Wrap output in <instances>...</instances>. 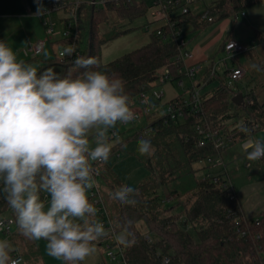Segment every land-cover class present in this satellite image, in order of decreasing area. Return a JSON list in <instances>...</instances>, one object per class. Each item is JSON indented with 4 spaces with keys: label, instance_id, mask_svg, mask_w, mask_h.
Wrapping results in <instances>:
<instances>
[{
    "label": "trees",
    "instance_id": "16d2710c",
    "mask_svg": "<svg viewBox=\"0 0 264 264\" xmlns=\"http://www.w3.org/2000/svg\"><path fill=\"white\" fill-rule=\"evenodd\" d=\"M82 1L77 39L82 58H94L97 70L121 79L131 107L141 90L155 86L165 69L171 72L170 82L184 81L185 77L179 74V51L172 37L174 32L179 31L186 37L188 33L184 28L188 25L191 34H198L225 19L236 23L243 12L264 0H215L209 8L214 18L212 22L202 20V15L195 12L176 17L173 28L166 25L160 28L162 36L158 31L154 32L147 45L108 64L101 61V48L131 29L105 37L100 34V25L109 21L111 13L133 22L146 16L150 6L147 3L93 6L90 0ZM70 42L58 41L57 44L65 46ZM76 60L61 61L54 56L45 61L40 70L52 67L61 75L71 71L75 76L78 74L74 67ZM210 69L206 79L208 84L217 78V75L211 76ZM234 94L238 93L219 86L209 96L202 95L201 113L186 109L183 119L169 124L158 117L133 136L135 140H150L153 147L151 156L140 159L149 176L145 182L133 187L137 190L135 205L121 204L110 198L109 193L127 184L106 162L102 165V190L103 194L108 190L104 199L113 226L107 237L116 239L117 235L126 234L128 242L120 244L125 264H164L166 258L170 259L169 264H264V212L256 219H248L229 181L220 176L199 178V169L195 166L222 153L212 143L199 147L200 137L195 130L199 121L206 119L212 128L221 130L230 139L229 146L264 131V103L253 94H244V98L253 100V104L238 106L232 101ZM239 118L243 119L240 125L236 123ZM231 121L234 124L230 129L227 124ZM242 127L248 132L241 131ZM116 151H113L114 155ZM253 174H264V158L254 162ZM169 186L172 189L167 193L161 192ZM2 187L0 184V189ZM7 214L15 220L5 194L0 191V218ZM140 222L145 224L146 234L138 228ZM13 235L14 232L10 238ZM15 254L10 252L11 258Z\"/></svg>",
    "mask_w": 264,
    "mask_h": 264
},
{
    "label": "clouds",
    "instance_id": "9594fccd",
    "mask_svg": "<svg viewBox=\"0 0 264 264\" xmlns=\"http://www.w3.org/2000/svg\"><path fill=\"white\" fill-rule=\"evenodd\" d=\"M35 2L42 15L41 0ZM96 65L94 58H77L75 76L52 67L38 70L0 41V191L21 234L46 241L48 255L64 264H81L109 235L88 197L96 187L94 163L109 159L117 125L136 119L123 81ZM244 147L249 161L264 158V140H249ZM138 152L151 156V141L140 139ZM136 194L128 185L109 193L128 205L137 203ZM116 240L128 242L126 234ZM11 251L0 239V264H15Z\"/></svg>",
    "mask_w": 264,
    "mask_h": 264
},
{
    "label": "rangeland",
    "instance_id": "374dc122",
    "mask_svg": "<svg viewBox=\"0 0 264 264\" xmlns=\"http://www.w3.org/2000/svg\"><path fill=\"white\" fill-rule=\"evenodd\" d=\"M205 1L210 3L213 0ZM155 14V10L151 9L146 16L130 22L126 19H120L116 14L111 13L109 15V21L101 24L99 27L100 34L102 36H113L118 32L129 29H131V31L126 34H122L118 38L103 45L101 48V61L108 64L123 55L132 52L133 50L147 45L150 42L152 34L166 24L164 20H160ZM59 16V14L55 15L53 20L57 21ZM214 26V28L223 27L221 34L217 35L215 37L216 39L212 41V49L209 51L212 53L217 50L214 60L216 64H219H217V71L221 80L215 81L214 86L217 87L220 85V82H223L236 93H249L250 90L255 89V86L257 87L259 82H264V1L250 7L246 11V17L240 16L236 23H232L231 20L225 19ZM207 33L208 32L206 31L201 33L199 36L198 34L187 35L186 39L190 43V49L192 48L193 50L194 47L197 46L202 47L203 43L209 39V35ZM196 36H198L197 39H195ZM56 39L57 38H53V42H55ZM228 39H234L238 43L249 47L254 45L255 48L256 46L259 51V56H252V50L249 53L239 54L233 59L227 58V55L223 53L222 50L220 51V48L225 42H227L226 40ZM61 49V46L57 43L48 47L51 57L58 56ZM193 54L194 53L192 52V55ZM225 58H227L226 63L223 62ZM234 62L235 64H242L249 71L250 76L248 80L239 82H231L228 80L225 74V67L228 66L231 68ZM252 65H256L257 68H252ZM198 81L199 79L197 78L195 83H198ZM191 84L192 81L188 78L184 79V88L175 82L173 85L175 90L174 92L176 94L184 93V91L187 92L189 87H191ZM168 89L169 87H164V90L166 91V98H169L170 96ZM201 93L203 95L202 88ZM263 98L264 94L259 97V100L262 101ZM162 114V110L156 111L152 115L153 117L144 116L137 120L133 125H117L116 130L118 131V136L112 140V152L106 163L113 168L115 173L128 186L137 187L145 182L149 176L148 171L140 161L143 156H141L138 152L139 140L133 139V136L148 126L154 119L162 116ZM242 122L243 119L239 118L236 123L240 125ZM233 124L234 122L231 121L228 122L227 125L231 129L233 128ZM253 139L264 140V131L259 132L255 137H253ZM124 145H127V147H124ZM116 150H119L121 154L120 157L113 154V151ZM213 160L214 163L203 161L195 165L196 168L199 169L197 177L203 178L206 176H220L225 180H228L234 187L247 218L256 219L261 212H264V174H253L255 161H249L246 158V151L243 147V143L236 142L232 144L227 149L223 150L220 155L213 157ZM247 162L252 164V168L246 167ZM98 184L101 189H103L104 183L101 178L98 180ZM170 189H172V186L166 187L161 192L165 191L167 193ZM106 191L107 192L104 193L105 196L108 193V190ZM88 197L90 200V191L88 192ZM95 219L101 223H106L108 221L107 216L98 211ZM16 227L17 224L14 227V230ZM138 228L143 234L147 233V228L143 222L138 223ZM104 238L105 237L96 242V253L86 258L83 263L125 264L120 256H117L115 261L111 260L107 256L108 246H111L112 251L117 254L121 243H119L116 239ZM0 239L8 241L10 236L0 234ZM13 241L21 247H18L21 254L25 252V264H64V261L48 255L46 248L47 242L44 240H30L23 236L19 231V234ZM30 252L33 253L31 254Z\"/></svg>",
    "mask_w": 264,
    "mask_h": 264
},
{
    "label": "built area",
    "instance_id": "2783aa9c",
    "mask_svg": "<svg viewBox=\"0 0 264 264\" xmlns=\"http://www.w3.org/2000/svg\"><path fill=\"white\" fill-rule=\"evenodd\" d=\"M197 0H90L89 3L93 6H104L106 4H114L116 6L129 5V4H140L147 3L150 6V10H155V15L160 20L166 22V26L173 28L175 22L173 21L176 17L184 16L190 12H194L193 7L196 4ZM83 3L82 0H52V3L48 9L43 13L45 16H51L53 14L60 16L57 21L52 20L49 17H46L44 25L46 28V36L43 39L38 40L34 44H31L28 48V52L32 57L36 59H41L44 55L45 48L53 38H57L58 41H67L70 42L68 45H60L61 50L58 54V57L61 61L74 60L77 58H82V54L79 51L77 45L79 27H78V12L79 7ZM210 5L205 7L201 12L197 14L202 15V20L212 22L213 17L210 15ZM196 13V12H195ZM241 16L246 17V12H243ZM158 35L162 36L163 32L158 29ZM176 45L178 47V58L177 63L179 64V74L183 75L185 78H188L192 81V86L189 90L188 98L184 100L174 99L166 104V108L163 111L162 118H164L165 124L177 122L184 118V113L186 109L191 110L192 112L201 113L202 112V93L201 85L195 83L196 79L199 77L202 71L200 65L188 66L186 61L189 60L192 56L189 51V42L181 32L176 31L172 34ZM56 40V41H57ZM56 43V42H55ZM54 44V43H53ZM234 45L231 47V45ZM71 49V53L67 50ZM254 49V45L249 47L244 44H240L235 40H228L223 46V51L227 55V58L233 59L239 54L249 53ZM227 58L223 60L224 63L227 62ZM170 70L165 69L163 73L158 78L155 86L153 87H144L136 103H134L130 108L134 111L136 119L125 125L119 124L121 126L133 125L137 120L142 117H153L154 112L158 111V107L163 102L164 92L162 87L170 82ZM211 76L217 75V66L214 65L210 69ZM247 71L241 67L236 66L231 69H227L226 76L231 82H239L246 77ZM180 85L183 86V81H180ZM221 87H228L225 83L220 84ZM237 94H234V96ZM253 104V100L245 98V105ZM195 130L198 133L199 147H204L209 143H212L216 149L225 150L230 145V139L225 137L221 130L214 129L210 123L203 119L195 125ZM249 140H254L253 138L245 140L243 147ZM245 149V147H244ZM250 150V149H249ZM117 157H120L121 154L118 151L115 152ZM208 163H214L213 157L207 159ZM104 163H94V168L97 170L95 174L96 187L89 190L90 191V202L96 207L98 212L104 213L108 221L103 223L107 231H113V226L109 218L107 211L104 194L101 187L98 184V180L101 178V167ZM247 167H251V163H247ZM46 197L42 195V199ZM16 226V221L13 217L0 218V234H5L11 236L14 232V227ZM107 256L115 261L117 256L123 258L122 249L119 245V252L117 254L112 251L111 246H108ZM12 260L15 261V264H22L23 257L19 254H15L12 257ZM170 259L166 258L164 264H169Z\"/></svg>",
    "mask_w": 264,
    "mask_h": 264
},
{
    "label": "crops",
    "instance_id": "0c3cea01",
    "mask_svg": "<svg viewBox=\"0 0 264 264\" xmlns=\"http://www.w3.org/2000/svg\"><path fill=\"white\" fill-rule=\"evenodd\" d=\"M212 2L207 3L205 0H197L196 4L193 7V10L194 12L199 13L205 7L211 5ZM41 3L43 5V8L46 10L50 7L52 0H41ZM46 17H49L53 20V18L55 17V14L51 16H45L43 14L37 15V4L35 0H0V41H4L9 47H11L13 51L17 54L18 59H21V60H24L25 62L33 64V66L37 67L38 70H40L41 66L45 63V61L53 58L49 54L48 47L52 46L53 43L58 42L57 39H56L57 41L55 42H53L52 40L50 44L46 46L44 55L41 59H36L32 57L31 54L28 52V48L31 44H34L35 42H37L40 39H43L46 36V28L44 25ZM214 25L208 26L207 28H205L204 30L198 33V36H199L201 33H204L206 31L208 32L207 34L209 35V39H207L206 42L203 43L202 47L204 48L197 46V47H194V49L192 50V48L190 49V43L188 46L191 54L192 52L194 54L191 56L189 60L186 61V65L188 66L200 65L202 67L201 74L198 77L199 79L198 85H201L200 88L203 89V96H206V95L209 96L215 89H217L220 85L216 87L214 86V83L217 80L219 81L221 80V78L218 75V71H217L216 80L210 84L206 83L208 70L214 65L216 66L219 65L218 63L217 65L214 60L217 50H215L212 53H210L209 51L210 49H212V41L216 39L215 37L217 35L221 34V32L223 31V27L214 28L215 27ZM184 30L185 32L188 33V35L191 34L190 33L191 28L189 25L186 26ZM198 36H196L195 39H197ZM224 44L220 48V51L222 50L223 53H224L223 51ZM252 54H253L252 56H255V57L259 56V51L256 46L253 49ZM236 66H241L247 71L246 77L241 81L248 80L250 76L249 71L240 63H237L236 65L233 64L231 68L236 67ZM225 68H226L225 69V74H226L227 69H231V68L228 66H226ZM174 83L169 82L162 87V90L164 92V97H163V102L160 104V107H158V111L162 110L163 112L164 109L166 108V104L174 99H177L180 97L188 98L189 90L191 87H189V90L187 92L184 91V93L176 94L173 88ZM177 83L179 84V86H181L180 82H177ZM183 85H184V81H183ZM164 87H169L168 89L169 95H170L169 98H166V91L164 90ZM181 87L184 88L185 85ZM247 94H253L254 96H256L259 102L264 103V98L262 101L259 100V97H261L264 94V82L262 83L259 82L257 84V87L255 86V89L250 90V92ZM246 167H247V164H246ZM244 215L246 216L245 212H244ZM6 217H10V215L7 214L3 218H6ZM18 234H19V229L17 226L16 229L14 230V235L8 240V242L10 243L12 247L11 252H16L17 254L22 256L23 257L22 264H25L24 263L26 259L25 252L21 254L18 250V247L20 246L18 244H15V242L13 241L14 238ZM106 238L108 237H105L104 239Z\"/></svg>",
    "mask_w": 264,
    "mask_h": 264
},
{
    "label": "water",
    "instance_id": "95a60500",
    "mask_svg": "<svg viewBox=\"0 0 264 264\" xmlns=\"http://www.w3.org/2000/svg\"><path fill=\"white\" fill-rule=\"evenodd\" d=\"M232 101L238 106H245V98L243 93H238L235 95Z\"/></svg>",
    "mask_w": 264,
    "mask_h": 264
}]
</instances>
